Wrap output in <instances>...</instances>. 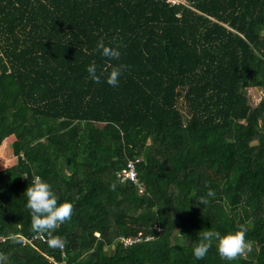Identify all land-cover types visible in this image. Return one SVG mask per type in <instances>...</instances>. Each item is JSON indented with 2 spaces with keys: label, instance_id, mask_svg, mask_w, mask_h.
<instances>
[{
  "label": "trees",
  "instance_id": "obj_1",
  "mask_svg": "<svg viewBox=\"0 0 264 264\" xmlns=\"http://www.w3.org/2000/svg\"><path fill=\"white\" fill-rule=\"evenodd\" d=\"M192 6L0 0V149L16 158L0 170L3 264H264V0ZM93 62L126 65L119 85L91 80ZM33 174L73 204L63 253L46 235L23 246ZM239 225L251 257L221 259L215 240L193 255L201 230Z\"/></svg>",
  "mask_w": 264,
  "mask_h": 264
},
{
  "label": "clouds",
  "instance_id": "obj_2",
  "mask_svg": "<svg viewBox=\"0 0 264 264\" xmlns=\"http://www.w3.org/2000/svg\"><path fill=\"white\" fill-rule=\"evenodd\" d=\"M96 50L109 59H118L120 56L118 48L106 46L103 39L97 42ZM126 67V65L109 64L98 75L97 66L93 62L87 67V72L91 80L96 83H100L103 73L108 72L107 83L117 87L119 78ZM24 178L27 179L26 176ZM214 194V191L209 188L208 195L214 196ZM24 195L27 197L26 207L30 210L32 231L38 235H46L49 247L62 248L66 244V239L54 233L61 224L71 219L73 204L67 200L60 202L52 186L41 176L35 174ZM204 202L203 199L200 201V203ZM246 231L244 225H239L235 231H229L224 235L218 231L201 230L198 233L197 242L193 244V255L197 259H203L215 240L220 258L234 260L245 252L252 251V243L246 239ZM4 260L5 257L0 254V264H3Z\"/></svg>",
  "mask_w": 264,
  "mask_h": 264
},
{
  "label": "built area",
  "instance_id": "obj_3",
  "mask_svg": "<svg viewBox=\"0 0 264 264\" xmlns=\"http://www.w3.org/2000/svg\"><path fill=\"white\" fill-rule=\"evenodd\" d=\"M194 1L195 0H166V2L170 5H182L185 8H188L195 12L196 10L192 6V3ZM136 162L137 161H128L126 163L125 169L122 170L121 173L119 174V177L121 178V180L130 181L134 184L137 183V177H136V171H135ZM139 237H140V234L137 235L136 237L121 238L119 239V242L123 244L124 246H130L131 244L135 242H139L140 241ZM21 239L23 242V246L32 245L33 241H36V240H41V241L45 240L43 235H38V234L34 235L31 239H26L23 237H21ZM59 249L63 253V247ZM62 256L64 257L63 254ZM48 260L52 262V259L48 258Z\"/></svg>",
  "mask_w": 264,
  "mask_h": 264
},
{
  "label": "rangeland",
  "instance_id": "obj_4",
  "mask_svg": "<svg viewBox=\"0 0 264 264\" xmlns=\"http://www.w3.org/2000/svg\"><path fill=\"white\" fill-rule=\"evenodd\" d=\"M262 35L264 36V33H262ZM246 94L248 96L249 99V104L254 107L259 99L262 97V92L260 89H256V88H249L246 90ZM182 113L184 114L185 111L183 109V107L180 108ZM186 114V113H185ZM9 142L13 141V137H10L7 139ZM16 163V158L11 156V153L9 152V149H5V150H1L0 149V170H3L5 168H8L9 166H12ZM243 256L246 257H251L249 252H245L243 254Z\"/></svg>",
  "mask_w": 264,
  "mask_h": 264
}]
</instances>
